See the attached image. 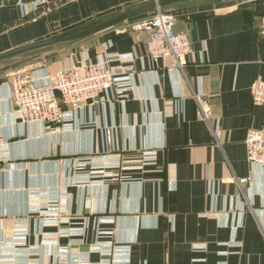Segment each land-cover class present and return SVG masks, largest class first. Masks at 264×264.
<instances>
[{"label": "crops", "instance_id": "crops-1", "mask_svg": "<svg viewBox=\"0 0 264 264\" xmlns=\"http://www.w3.org/2000/svg\"><path fill=\"white\" fill-rule=\"evenodd\" d=\"M143 1L0 0V52ZM165 11L177 14L174 31L189 36L182 70L170 71L171 59L148 57L146 32L134 26L144 15L20 60L21 69L0 68V81L15 69L54 73L74 65L75 55L79 63L135 69L124 104H85L71 129L56 133L25 123L0 86L7 158L0 255L23 241L14 250L17 264H264V170L247 159L244 143L248 129L264 128V103L252 101L253 84L264 82V0ZM198 93L209 102L208 122L197 116ZM145 149L156 154L142 168L99 172L79 164L105 152L135 159ZM49 214L53 219L44 221ZM17 225L24 240L14 235ZM104 244L128 247L129 261L97 250Z\"/></svg>", "mask_w": 264, "mask_h": 264}, {"label": "built area", "instance_id": "built-area-1", "mask_svg": "<svg viewBox=\"0 0 264 264\" xmlns=\"http://www.w3.org/2000/svg\"><path fill=\"white\" fill-rule=\"evenodd\" d=\"M177 14L170 11H157L147 14L136 21L134 26L146 32V53L153 62L171 59L173 68L182 70L190 52V40L185 31H174ZM259 36L264 42V16L260 19ZM121 58V57H120ZM135 75L134 66L122 65L120 68L113 66L107 60L84 61L79 66L72 65L62 68L57 72H49L45 67L32 70H9L0 81L8 89V101L13 112L18 114L25 123L35 125L44 123L49 133H56L71 129V122L75 114L85 104H103L112 100L124 104L128 90L133 86ZM197 116L209 121L212 111L205 96L195 95ZM252 101L255 105L264 103V82L257 81L252 86ZM247 159L256 163L264 170V128H250L245 140ZM155 149H145L141 156L135 159H125L120 154L90 155L84 157L79 164L92 163L96 170L102 172L106 167L142 168L154 163L147 160L154 157ZM82 159V158H81ZM7 161L0 146V172ZM54 215L44 217V221L53 219ZM113 219V218H112ZM111 218L105 219L112 222ZM104 220V221H105ZM3 217H0V230H3ZM21 225L15 227L16 238L24 240L26 233ZM82 232V229L78 230ZM62 233H67L64 230ZM23 244L13 242L9 253L2 252L0 264H17L15 247ZM107 251L113 261H129V248L113 249L107 244L97 246V250ZM62 252H65L62 249Z\"/></svg>", "mask_w": 264, "mask_h": 264}, {"label": "water", "instance_id": "water-1", "mask_svg": "<svg viewBox=\"0 0 264 264\" xmlns=\"http://www.w3.org/2000/svg\"><path fill=\"white\" fill-rule=\"evenodd\" d=\"M220 1L222 0H145L131 6H126L121 10L92 18L62 32L0 52V67L20 59L23 60L33 55H38L42 52L80 41L102 30L141 15ZM72 60L75 66L80 65L75 55L72 56Z\"/></svg>", "mask_w": 264, "mask_h": 264}, {"label": "rangeland", "instance_id": "rangeland-1", "mask_svg": "<svg viewBox=\"0 0 264 264\" xmlns=\"http://www.w3.org/2000/svg\"><path fill=\"white\" fill-rule=\"evenodd\" d=\"M75 44V43H74ZM74 44H72V45H74ZM71 45V46H72ZM71 46L69 47V48H71ZM67 48V47H66ZM58 51V49H51V50H48V51H45V52H42V53H40V54H38V55H42V54H46V55H48V54H53V53H56ZM37 54L36 55H33V56H31V57H35V56H38ZM43 56V55H42ZM45 56V55H44ZM34 59H37V58H34ZM21 60V59H20ZM20 60H17V61H14V62H12V63H10V64H8V65H4L3 67L5 68L4 70H8L7 68H11V69H14V68H18V66H21V64H24L25 62L24 61H22V62H20ZM24 62V63H23ZM12 64H15V65H12ZM1 68V67H0ZM18 69H21V68H18ZM15 70H17V69H15Z\"/></svg>", "mask_w": 264, "mask_h": 264}]
</instances>
